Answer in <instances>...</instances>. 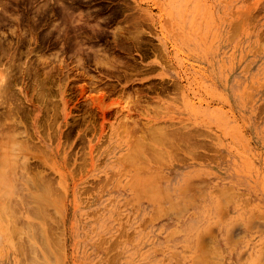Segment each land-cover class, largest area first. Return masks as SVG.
Returning <instances> with one entry per match:
<instances>
[{"label": "rangeland", "instance_id": "1", "mask_svg": "<svg viewBox=\"0 0 264 264\" xmlns=\"http://www.w3.org/2000/svg\"><path fill=\"white\" fill-rule=\"evenodd\" d=\"M0 264H264V0H0Z\"/></svg>", "mask_w": 264, "mask_h": 264}, {"label": "bare ground", "instance_id": "2", "mask_svg": "<svg viewBox=\"0 0 264 264\" xmlns=\"http://www.w3.org/2000/svg\"><path fill=\"white\" fill-rule=\"evenodd\" d=\"M5 74V73H4ZM85 88H83V90H84ZM101 92V91H100ZM103 92V91H102ZM100 93V94H98V95H93V97H92V99H91V102H93L94 104H97V103H99V105H100V103H102V102H100V99H103L104 97H103V94L104 93ZM92 96V95H91ZM104 96H105V94H104ZM4 98V97H3ZM104 100V99H103ZM135 101H136V103H137V100L136 99H134ZM98 101V102H97ZM131 101H133V100H128V102H127V105L126 106H124V107H126L125 109H128V112H132L131 110L133 109V108H131V107H134L133 105L135 104V106H136V103L133 101L132 103V105L130 104L131 103ZM138 102H139V100H138ZM54 106V105H53ZM101 106H102V104H101ZM101 106H99V107H101ZM144 110V109H143ZM10 111V110H9ZM146 113V112H145ZM128 114V113H127ZM130 115H131V113H130ZM132 116V115H131ZM126 117L128 118V117H130L129 115H126ZM125 116H124V118H126ZM129 119V118H128ZM134 121V120H133ZM128 122V121H127ZM135 122V121H134ZM136 123V122H135ZM136 124H138V123H136ZM136 124H134L133 126H135ZM133 128V127H132ZM153 133V132H152ZM156 135V134H155ZM153 136V135H152ZM164 136V135H163ZM151 137V136H150ZM157 139V138H156ZM164 139V138H163ZM140 140V139H139ZM169 141H170V139H169ZM133 143V142H132ZM140 145V144H139ZM147 152V151H146ZM131 154V153H130ZM164 156V155H163ZM157 158H158V156H157ZM130 160V159H129ZM133 162H134V160H133ZM139 172V171H138ZM140 174V173H139ZM11 186V185H10ZM152 186V185H151ZM7 189V188H6ZM9 192V191H8ZM48 192V191H47ZM10 193V192H9ZM6 203V202H5ZM40 231V230H39Z\"/></svg>", "mask_w": 264, "mask_h": 264}]
</instances>
